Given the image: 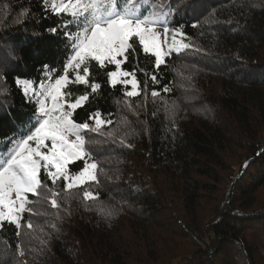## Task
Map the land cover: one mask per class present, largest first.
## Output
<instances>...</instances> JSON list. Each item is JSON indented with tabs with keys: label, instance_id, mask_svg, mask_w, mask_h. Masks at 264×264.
<instances>
[{
	"label": "trees",
	"instance_id": "obj_1",
	"mask_svg": "<svg viewBox=\"0 0 264 264\" xmlns=\"http://www.w3.org/2000/svg\"><path fill=\"white\" fill-rule=\"evenodd\" d=\"M249 1L132 0L148 6L145 14L163 15L170 4L167 27L182 26L190 47L164 57L158 71L137 48L123 66L138 69L135 97L107 85L112 66L90 62L89 85L101 87L69 88L73 99L89 96L73 114L77 123L94 128L88 116L97 110L112 121L83 132L96 180L66 188L41 174L47 186L28 194L32 211L19 236L7 225L0 232V264H264L252 235H264V6ZM61 19H44L40 0H0V91L9 93L0 95V138L33 111L14 78L38 81L42 65L57 70L52 79L62 74L64 38L48 31ZM165 41L168 48L171 31ZM240 150L247 167L228 176Z\"/></svg>",
	"mask_w": 264,
	"mask_h": 264
},
{
	"label": "snow or ice",
	"instance_id": "obj_2",
	"mask_svg": "<svg viewBox=\"0 0 264 264\" xmlns=\"http://www.w3.org/2000/svg\"><path fill=\"white\" fill-rule=\"evenodd\" d=\"M40 7L44 19L49 15L62 18L58 26L48 31L53 35L62 34L64 63L62 74L54 79L52 76L57 70L42 65L45 75L38 81L20 77L13 80L25 97V103L33 105V111L20 121L16 131L0 138V232L7 225L17 230V236L24 214L32 211L27 207L30 203L28 194H36L39 188L47 186L41 180V174L53 184L62 179L66 188L84 183L86 176L96 180L94 170L97 165L88 162L90 153L85 150V139L81 133L99 131L101 124H111L112 121L100 119L101 113L97 110L88 116V120L95 122L94 128L87 121L77 123L73 114L89 96L85 93L73 99L69 88L70 85L90 86L95 93L101 87L95 82L89 85L90 62L94 61L99 69L112 66L114 70L106 72L107 85L111 88L120 85L126 89L125 95L135 97L140 95L138 69L134 67L128 71L123 66L129 62L130 55L135 56L137 48L145 56L155 58L154 68L158 71L165 64L164 57L190 47L183 43L186 34L182 26L175 29L167 27V16L175 14L170 4L169 12L163 15L145 14L148 6L142 4L137 8L132 0H40ZM158 23L165 25V40L170 31L172 34V43L166 51L162 49L160 34L154 31V25ZM69 72L74 75L70 77ZM145 75L153 84L158 83L155 74ZM0 79L6 82L7 78L0 73ZM164 91L169 89L165 87ZM0 95L9 93L4 89ZM152 95L158 93L153 91ZM0 107H3L2 101ZM258 154L264 155V151ZM79 162H83V167L76 173H70V164ZM90 195L85 193L86 197ZM52 204L56 206V201L53 200ZM27 227H32L30 221Z\"/></svg>",
	"mask_w": 264,
	"mask_h": 264
},
{
	"label": "rangeland",
	"instance_id": "obj_3",
	"mask_svg": "<svg viewBox=\"0 0 264 264\" xmlns=\"http://www.w3.org/2000/svg\"><path fill=\"white\" fill-rule=\"evenodd\" d=\"M249 2L253 3L254 5V8L257 7V6H264V0H250ZM256 3V4H255ZM154 31L158 32L160 34V43H161V46H162V49L163 50H167L166 48V41H165V36H164V29L162 28H159V27H156L154 26ZM51 103V101H49V104ZM84 132V131H83ZM83 132L81 133L83 135ZM69 139H75V137H69ZM249 157L245 154V151L244 150H240L238 152V155L236 158L233 159L232 161V165L230 166L231 167V171H229L230 173H228V176H231V174H235L236 177L238 178L241 173H242V169L244 168L245 164H247V161H248ZM94 174H95V170H94ZM91 179L87 178V176L85 177V182L86 181H89ZM84 182V183H85ZM84 183H78L74 186H78V185H81V184H84ZM229 190V186H227L226 182H224L221 186H220V192L218 193V196L219 198H223L224 196V193L226 191ZM258 207H262L263 210H264V187H262L259 192H258ZM6 210V209H5ZM263 233H252L253 237L254 235L257 237H255V240L259 241V245H260V250L262 253H264V235H262ZM253 240V242L255 243L254 241V238H251Z\"/></svg>",
	"mask_w": 264,
	"mask_h": 264
}]
</instances>
